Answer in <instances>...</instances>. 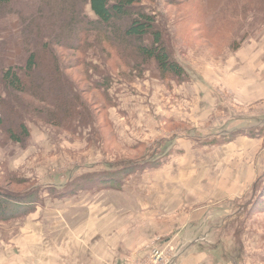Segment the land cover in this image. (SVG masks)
<instances>
[{"label": "rangeland", "instance_id": "rangeland-1", "mask_svg": "<svg viewBox=\"0 0 264 264\" xmlns=\"http://www.w3.org/2000/svg\"><path fill=\"white\" fill-rule=\"evenodd\" d=\"M143 5L154 16L155 25L162 33L168 51L186 67L189 81L183 84L160 81L151 77V67H146L139 76L134 72L130 73L120 55L122 51L108 47L101 39L95 40L97 37L90 34L81 41V54L57 49V55L64 68H68L63 70L65 75L76 86L81 99L93 114L94 122L91 126L77 128L71 135L66 130L46 124L43 115H36L35 112H42L46 107L31 100L29 95H21L17 99L8 94L14 102L19 99L23 103L31 101L38 109L32 112L31 117L25 114L29 117L26 120L30 130V138L25 143L13 144L0 135V171L6 168V164L1 162L10 159L12 163L7 174L5 172L0 175V190L7 191L19 200H26L27 193L34 194L36 199L32 198L28 203L32 202L33 206L34 200L37 202L32 214L40 212L38 216L41 218L45 216L41 215L45 212L49 214L63 211L66 214L59 215L58 219L55 218L58 216L56 214H49L50 219L43 217L40 225L46 230L34 227L35 222L29 216L23 218L19 215L11 222L0 223V264H77L69 256L71 250L68 244L77 241L85 245L93 242L98 244L104 241L103 237L111 245H118L121 241L129 243L132 250L150 242L153 251L150 264H160V260H153L156 251L167 259L166 248L169 241H166L163 234L157 233L180 216L182 211L156 219L159 222H155L157 215L152 210L141 211L139 204L142 202L138 197L126 202L119 194L109 192L122 190L126 172L124 175L115 173V181L111 178L110 184L104 182L101 171L104 166L138 165L144 155L159 150L162 143H166L162 148L166 152L175 148L186 151L177 154L185 155V158L171 163L176 168L172 173L173 179L178 182L176 193L182 197L177 198V206L188 204L187 210L192 214L202 213L205 208L214 209L215 227L224 225L228 217L235 218L228 226L239 232L238 236L245 246L241 256L245 258L243 264H264V208L260 206L261 201L264 202V137L262 146L245 138L251 134V126L255 125L251 123V114L259 116L261 104H255L254 109H251V104L239 105L240 100L227 92L234 86L237 89L235 82L229 81L226 89L222 85L224 79L219 81L220 85L215 86L221 96L217 111H211L203 100L204 104H201L202 98H197L199 91L196 88L186 85L187 93L183 90L186 88H181L176 97L174 91L169 95L166 90L170 85L176 86L178 90L179 86L192 81L198 83L199 75L206 72L218 73L219 77L225 75V71H230L227 62L231 56L238 53L243 44L264 34L262 12L257 15L258 21L251 25L254 19L251 6H258L259 1L155 0L153 4ZM55 6L58 5L53 0H11L9 10H5V16L0 18V38H22L20 27L17 28L15 24L22 27V35L26 37L27 27L32 24L33 17L39 22L40 31L31 38H67L64 19L54 9ZM77 12L89 21L95 20L88 5L79 6ZM19 18L21 22H18ZM145 44H148L147 40ZM96 52L97 57L93 55ZM86 64L92 69L97 68L99 72L87 68ZM128 74L131 75L130 78ZM106 78L107 99L102 96L103 91L94 90L96 83H102ZM111 79H116L117 82L119 79L139 89L149 101L142 99V107L135 114L127 113V116L112 110L117 106L116 92L123 88L119 87V83L113 86ZM149 84L150 90L144 88ZM108 101L111 102V107L107 105ZM170 117L175 122L169 123ZM231 124H236L241 129L243 137L238 138L237 143L231 146L222 147L223 142L229 139L223 134ZM126 134L131 140L126 138ZM191 135L198 139V144L192 148L184 143ZM218 137L222 138L216 140ZM6 148L7 152L2 153L1 150ZM4 164L5 168H2ZM46 167L52 169V172H47L52 177L50 179H45L48 174L41 170ZM55 169L58 171L55 172ZM130 170L132 173L136 172L134 168ZM61 172L65 175V180L95 177L87 180L89 183L82 181L81 186L85 194L90 191L91 195H97L79 203H73L74 200L53 201L62 189L60 187L65 184V180L61 185L57 182L60 179L55 180L54 175ZM249 178L251 183L248 186L246 181ZM47 182L57 186L38 187L41 183L47 185ZM98 182L101 184L97 185ZM85 194L80 193L78 196ZM143 194L145 191L141 193ZM15 205L19 204L10 202L8 210H12ZM247 205H251V211L247 210ZM113 216L120 218H111ZM251 216L259 217L252 220ZM103 218H106L105 223H95ZM84 220L90 228L83 230L84 225H81L79 229V224ZM56 222H60L61 226L54 225L50 229ZM63 228H69L74 237L70 233L66 235ZM215 238L216 234H209L208 231L195 240L201 241L207 249V245H211ZM157 243L160 247L153 250V245ZM170 248L173 251L182 250L183 253L190 251L188 246ZM82 253L85 256L80 254L81 258H87L88 255L92 258L94 252L84 250ZM128 264L148 263L135 262L133 258Z\"/></svg>", "mask_w": 264, "mask_h": 264}, {"label": "trees", "instance_id": "trees-1", "mask_svg": "<svg viewBox=\"0 0 264 264\" xmlns=\"http://www.w3.org/2000/svg\"><path fill=\"white\" fill-rule=\"evenodd\" d=\"M154 1L53 0L58 5L54 9L64 19V32L67 38H31L40 31L39 22L34 20V17V19L31 18L32 24L27 27L26 37L22 35V27L15 24L17 28L20 27L22 38L7 36L0 38V135L6 141L17 145L25 143L30 138L26 119L29 118L28 116L31 117L32 112L38 108L31 101L23 103L19 99L14 102L10 98V96L17 98L25 94L29 95L34 102L46 107L42 112L38 111L35 114L43 115L48 125L66 130L71 135L77 128L91 126L94 122L93 114L89 112L81 99L76 86L65 75L64 71L68 68H64L61 58L57 55V49L81 54V41L90 34L97 37L95 40L101 39L108 47L122 51L120 55L130 73L134 72L139 76L146 67H151L153 68V73L149 72L151 77L160 81L169 80L175 84L188 82L186 67L181 65L168 51L162 33L155 25L154 16L149 8L143 5V3L153 4ZM258 1V6H251V15L254 18L251 25L258 21L259 13L262 12L264 15V0ZM10 5L11 0H0V18L5 16L3 12L9 10ZM40 5L44 6L43 2H40ZM82 5H88L95 17L94 21L81 17V14L77 12V8ZM18 22H21V18ZM146 40L148 44H145ZM93 55L97 57L98 52ZM86 66L92 71L99 72L97 68L92 69L87 64ZM128 77L130 78L131 75L128 74ZM107 88L108 79L106 78L102 83H96L94 90L103 91L102 96L107 99ZM107 105L111 107L112 104L108 101ZM229 142L230 140H227L223 143ZM131 168V164L122 165V167L109 166L107 167L108 172H103L102 178L104 182L111 184L112 179L115 181L113 178L115 173L119 172V175H124L126 172V176L129 177L132 173ZM92 178L75 179L61 192L59 191L55 198L61 199L82 191V181L89 183L88 181ZM120 182L121 180L119 184ZM100 184L101 182H98L97 185ZM27 194L26 200L23 198L19 200L7 191L0 190V223L11 222L19 215L25 218L35 211L34 205L37 202L34 200L33 206H31L32 202L28 203L35 198L34 194ZM10 202L19 205L8 210ZM260 206L264 208L263 201ZM214 233L216 238L211 245H207L206 251L220 262L239 264L244 250L238 236L239 232L230 229L227 225L222 229L215 228Z\"/></svg>", "mask_w": 264, "mask_h": 264}, {"label": "crops", "instance_id": "crops-1", "mask_svg": "<svg viewBox=\"0 0 264 264\" xmlns=\"http://www.w3.org/2000/svg\"><path fill=\"white\" fill-rule=\"evenodd\" d=\"M230 58V57H229ZM228 58V59H229ZM227 68L230 69V71H225V75L223 76H217V74H213L210 72H206V74L199 75L200 81L197 82H191L188 84H184L178 87L174 85H170L169 88H167V92L169 95L174 91V95L176 97V93L178 91H181V88H186L183 90H186L187 93V86L191 87L193 89H197L199 91V95H197V98L200 99L201 104H204V102L207 104V107L212 111L219 110L220 102L219 98L221 97L219 92L217 91L216 87L219 84V81L224 79L222 85L224 87H227V84L229 81H234L237 89L229 88L230 90L227 91L234 95L237 99L240 100L239 105L244 106H250L251 109H254L255 104H261L259 107L262 109L261 114L259 116H255L251 114V123L255 124L254 126H251V134L246 136L245 138L251 139V142H256L257 144L262 146V140L264 137V34L260 36L259 38L246 42L242 45L241 50L236 53L234 56H231V59L227 62ZM225 76V77H224ZM216 77H218L216 79ZM150 78V77H149ZM154 79V78H151ZM156 80V79H154ZM114 84L116 85L119 83V87L123 88L121 91L116 92L117 95H115L117 100V106L113 107L112 110H116L117 112H122L124 115H128L127 113H133L135 114L141 106V103L143 102L142 99L146 101H149V98H146L144 95L145 93L140 91L139 89L133 87L132 85L127 84L126 82H122L118 79V82L116 79H111ZM150 85V84H149ZM144 88H149L151 85ZM187 85V86H186ZM227 89V88H226ZM179 93V92H178ZM113 96V94H111ZM144 96V97H143ZM233 96V97H234ZM174 97V98H175ZM114 98V97H113ZM204 102H203V101ZM140 102V103H139ZM142 107V106H141ZM172 117L169 118L168 122H175ZM253 120V122H252ZM33 130V129H32ZM242 131L239 127H237L236 124H231L229 129L225 131V134L227 135L224 137H228L230 140L229 143H224L222 147H228L235 143H237L238 138L243 137ZM251 135V137H250ZM127 136V134H126ZM129 139V137H126ZM222 137L216 138V140H219ZM131 140V139H129ZM188 147H193L195 144H198V139L194 138L192 135L186 139L184 142ZM166 143H162V147L159 150L150 151L148 154L144 155L143 159H141V163L135 166H131L136 170L135 173H131L129 177H127L125 180L122 181V190L120 191H109L112 194H119L126 202H130L133 200L134 197H138L141 199V202L139 204L141 211H148L152 210L154 214L157 215L155 217L154 221L159 222L156 219L159 218H165L170 215H173L174 212H181L180 216H177L168 226H164V229H160V231L157 233L163 234L162 236L166 237V241H169L168 245L171 246L173 249H178L182 246H188L190 248V251L188 253H184L176 262V264H228L224 262H220L216 260L213 255L209 254L206 249L203 247V244L201 242H196L195 238H199L201 235L207 234V232L210 231L214 233V209L205 208L202 213L192 214L187 209L189 208L188 204H185L184 206L179 205L177 206L176 200L177 198H182L181 196L177 195V185L178 182H176L173 179L172 173L174 170H176L175 167L171 165V163H174L175 161L179 160L180 158H185V155H177L181 154V151H184L180 148L171 149L169 151H165L166 149H162L165 146ZM222 144V143H221ZM252 144V143H251ZM133 146L135 144H132ZM219 145V144H218ZM132 148V146H130ZM211 148V147H209ZM23 149V148H21ZM162 149V150H161ZM25 151V150H24ZM2 153L7 152V148L5 150H1ZM186 152V151H184ZM163 155H160V154ZM1 163L5 164L2 165V168H5V170H2L1 174H7L8 168L11 166L10 159L7 161H3ZM122 167V165L120 166ZM11 169V168H10ZM255 169V167H254ZM42 171H45V174L50 171L52 172V169L50 168H41ZM55 172L58 170L55 169ZM102 172H108L107 166H104L101 170ZM96 173V172H95ZM48 174V173H47ZM5 176V175H4ZM55 180H61L57 181L61 185L62 182L65 180V175L61 173H58L54 175ZM52 178L51 175L48 174V176H45V179ZM74 178V177H73ZM69 179L65 180V184L61 186L60 192L70 183H72L75 179ZM73 179V180H72ZM52 180V179H51ZM72 180V181H71ZM56 182V183H57ZM54 183V181H53ZM52 182H47L45 184L47 185H41L38 187L42 188H53L56 187V184H53ZM247 185H250V178L246 181ZM253 185V184H252ZM251 185V186H252ZM53 186V187H52ZM83 191V190H82ZM82 191H77L74 195L66 196L61 199L55 198L53 201L59 202V201H65L70 200L74 202L79 203L81 200L86 199L88 197H92L94 195H91L90 191H88L86 194ZM145 191V194L141 195ZM83 193L85 195L78 196V194ZM141 195V196H140ZM248 207V205H247ZM187 210V212H186ZM249 211H251V205L248 207ZM225 212V211H224ZM249 213V212H248ZM45 215L43 217H47L50 219L49 214L58 215L55 216L56 219L60 217L59 215L66 214L63 211H56L54 213L47 212L42 213L41 215ZM121 214H123L121 212ZM40 212H35L34 214L28 215L29 218H31V221L34 220V227L41 228L42 230H46L41 223V219L43 217H39ZM259 216H251V219H255ZM111 218L119 219L118 216H113ZM235 219L232 217H228V220L225 219L224 225H220L217 228L222 229L225 225H228L231 223V221ZM60 218V222H61ZM88 221H92L91 219H88ZM60 222H56V224H52L50 226V229L52 226L60 225ZM106 218H103L100 222L95 223H105ZM226 223V224H225ZM32 224V222H31ZM83 226L82 229L85 230L87 228H90V225L86 223V220L81 222L79 224L80 226ZM127 224H125L126 226ZM159 225L158 223L156 224ZM48 227V226H47ZM46 227V228H47ZM65 231V234H71L72 237H74V233L71 232L66 228H63ZM75 229L73 228V231ZM91 231V229H90ZM89 231V233H90ZM80 234H77V239L79 240ZM104 241L93 242L91 245L90 243H87L86 245L81 243L80 241L72 242L69 245L71 253L70 257L73 259L74 262L77 264H128L133 258L135 259V262L139 261L140 263H148L151 262V255H152V247L150 245V242L146 244V246H142L140 248H136L134 250L131 249L132 246L129 245V243H126L124 241H121L118 245H111L109 244L108 240L106 241L105 237H103ZM164 241V240H163ZM233 242V241H232ZM160 245L154 244L153 250L156 248H159ZM243 249L245 250V246H243ZM92 251V258L88 255L87 258H81L80 254L85 256V254L82 253V251ZM249 248L247 247V251ZM81 251V253H80ZM114 251V254H113ZM132 251V252H131ZM152 251V252H151ZM135 252V253H133ZM97 253H99V257L97 258ZM87 256V255H86ZM103 258V259H102ZM96 259V260H93ZM102 259V260H100ZM261 258H259L260 260ZM245 258H241L239 260V264H243L242 261H244Z\"/></svg>", "mask_w": 264, "mask_h": 264}, {"label": "built area", "instance_id": "built-area-1", "mask_svg": "<svg viewBox=\"0 0 264 264\" xmlns=\"http://www.w3.org/2000/svg\"><path fill=\"white\" fill-rule=\"evenodd\" d=\"M167 259H166V257L162 254V253H160V252H158V251H156V252H154V254H153V260L154 259H158V260H160V264H175V260L179 257V255H181L180 254V251L179 250H177V251H173L171 248H170V246H167Z\"/></svg>", "mask_w": 264, "mask_h": 264}]
</instances>
